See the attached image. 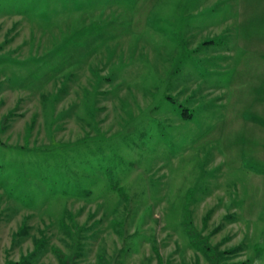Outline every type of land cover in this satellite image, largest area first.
Returning a JSON list of instances; mask_svg holds the SVG:
<instances>
[{
  "label": "rangeland",
  "instance_id": "374dc122",
  "mask_svg": "<svg viewBox=\"0 0 264 264\" xmlns=\"http://www.w3.org/2000/svg\"><path fill=\"white\" fill-rule=\"evenodd\" d=\"M0 264H264V0H0Z\"/></svg>",
  "mask_w": 264,
  "mask_h": 264
}]
</instances>
